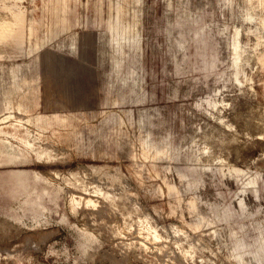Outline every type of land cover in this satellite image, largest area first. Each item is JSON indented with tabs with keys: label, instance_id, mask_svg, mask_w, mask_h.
<instances>
[{
	"label": "rangeland",
	"instance_id": "obj_1",
	"mask_svg": "<svg viewBox=\"0 0 264 264\" xmlns=\"http://www.w3.org/2000/svg\"><path fill=\"white\" fill-rule=\"evenodd\" d=\"M14 12L0 264H264V0Z\"/></svg>",
	"mask_w": 264,
	"mask_h": 264
},
{
	"label": "crops",
	"instance_id": "obj_2",
	"mask_svg": "<svg viewBox=\"0 0 264 264\" xmlns=\"http://www.w3.org/2000/svg\"><path fill=\"white\" fill-rule=\"evenodd\" d=\"M19 14V12H14V18L12 20L0 21V39H5L13 33L17 36L21 35L19 30L21 29L22 25L19 23Z\"/></svg>",
	"mask_w": 264,
	"mask_h": 264
},
{
	"label": "bare ground",
	"instance_id": "obj_3",
	"mask_svg": "<svg viewBox=\"0 0 264 264\" xmlns=\"http://www.w3.org/2000/svg\"><path fill=\"white\" fill-rule=\"evenodd\" d=\"M145 228H146L147 233H149V236L151 235V237H153L154 239H159L158 236H157V234L153 230L150 229V226L148 224H146V227Z\"/></svg>",
	"mask_w": 264,
	"mask_h": 264
}]
</instances>
